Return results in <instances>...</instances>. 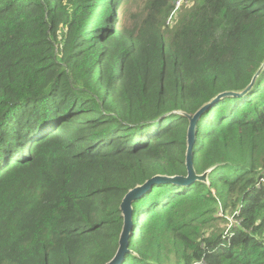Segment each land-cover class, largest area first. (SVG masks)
Instances as JSON below:
<instances>
[{
    "label": "trees",
    "instance_id": "1",
    "mask_svg": "<svg viewBox=\"0 0 264 264\" xmlns=\"http://www.w3.org/2000/svg\"><path fill=\"white\" fill-rule=\"evenodd\" d=\"M177 2L0 0V264L109 262L125 195L188 175L182 114L252 83L264 0ZM193 155L207 182L138 199L122 264H264V70Z\"/></svg>",
    "mask_w": 264,
    "mask_h": 264
},
{
    "label": "water",
    "instance_id": "2",
    "mask_svg": "<svg viewBox=\"0 0 264 264\" xmlns=\"http://www.w3.org/2000/svg\"><path fill=\"white\" fill-rule=\"evenodd\" d=\"M264 70V64L252 79V83L241 93L225 92L215 97L211 102L204 105L194 115L182 114L189 120V128L187 134V152H186V167L188 170L187 177H168V176H155L146 181L144 184L137 186L130 190L122 200L120 211L123 218V229L120 236L119 249L115 256L106 264H122L125 255L129 252V241L133 231V217L134 207L133 204L140 199L145 193L149 192L152 187L160 184H175L179 186H189L196 181L207 182L211 170L203 175H197L194 168V145L197 141V125L203 115L213 106L229 97H240L248 93L254 86L255 82Z\"/></svg>",
    "mask_w": 264,
    "mask_h": 264
},
{
    "label": "rangeland",
    "instance_id": "3",
    "mask_svg": "<svg viewBox=\"0 0 264 264\" xmlns=\"http://www.w3.org/2000/svg\"><path fill=\"white\" fill-rule=\"evenodd\" d=\"M116 12V11H115ZM119 12H120V10H119ZM119 12L117 11L116 13H117V15L119 14ZM174 15V14H173ZM169 23L171 24V25H174L175 24V21H176V17L175 16H172L169 20Z\"/></svg>",
    "mask_w": 264,
    "mask_h": 264
},
{
    "label": "built area",
    "instance_id": "4",
    "mask_svg": "<svg viewBox=\"0 0 264 264\" xmlns=\"http://www.w3.org/2000/svg\"><path fill=\"white\" fill-rule=\"evenodd\" d=\"M183 0H178L177 2V6H179V4L182 2Z\"/></svg>",
    "mask_w": 264,
    "mask_h": 264
}]
</instances>
